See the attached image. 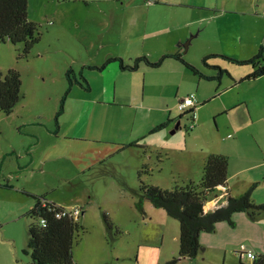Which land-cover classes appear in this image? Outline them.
Wrapping results in <instances>:
<instances>
[{
    "label": "rangeland",
    "instance_id": "374dc122",
    "mask_svg": "<svg viewBox=\"0 0 264 264\" xmlns=\"http://www.w3.org/2000/svg\"><path fill=\"white\" fill-rule=\"evenodd\" d=\"M122 1L29 0L28 17L38 26L40 42L27 56L22 55V44L0 43V70L6 74L10 69H15L21 74L23 94L13 114L7 116L0 112V261L6 259L8 248L15 250L16 247H27L31 219L25 214L30 209L29 204L35 203L33 195H43L56 204L69 207L68 209H72L73 204L78 208H86V203H90V197L95 199L86 216L81 215L78 222L81 229L74 247V258L81 259L84 264H252L253 261L248 258L240 263L235 249L244 245L257 255L264 253V212L255 218L247 213L236 214L233 218L236 224L235 233L228 240L230 243L225 244L222 239L216 241L214 237H210L211 246L208 248L203 246L204 251H201L195 260H191L179 257L180 224L176 219L173 221L177 224L176 228L164 223L158 215H153L157 218L144 222L137 211L136 202L140 196L141 183L153 185L154 181H157L168 188L157 187L172 189V185L176 183L190 181L186 178L191 176H186L181 170L182 174L170 173L181 167V164L185 166L188 164L186 158L190 156L191 148L198 149L220 140L217 120L214 118L209 119L206 126H202L198 137L190 141L188 149L181 154L185 149L183 134L194 132L189 130L192 122L184 115L182 128L171 134L172 142L166 148L165 152H169L170 159L165 171L160 173L155 169L152 176L144 173V169L139 174L133 171L128 165L131 158L128 160L119 155L98 162L87 172L81 173L83 171L79 172L80 167L88 158L83 159L68 152H79L86 146L100 149L97 147L98 143H90L88 141L93 140L85 138L93 135L89 130L94 132L99 120L96 108L86 100L90 92L88 95L87 92L83 94L78 87L70 88L66 73L73 69L79 77L83 70L86 76H90L92 73L87 65L102 59L100 41L108 40L103 38L100 31L96 36L95 23L88 27L83 25L89 12L90 17L94 18L92 10L97 8H104L106 12L115 10L117 14L114 16V23L110 21L111 14L107 12L106 16L101 15L103 20L100 26H105L106 30L111 29L119 37L117 40L123 43L127 41L126 32L120 31V25L122 23L127 25L129 21L125 18L128 16L125 9L120 5ZM194 1L181 2L192 5L207 0ZM86 2H90L89 7ZM131 2L133 4L129 5L137 6L142 13L148 9L144 4H148L147 6L155 4V0ZM131 7L127 8L130 13ZM165 27L163 23L157 26L151 24L150 33ZM140 33L136 35L137 40L139 36L143 37V30ZM204 35L195 38L194 41L198 42L197 49L194 47L190 53L188 50L184 54L193 57L201 67L203 50L222 49L218 43H212L211 37ZM116 48L126 53L127 48L124 45L123 49L121 46ZM152 50H156V47ZM149 55L155 57L156 53L148 54V58ZM63 99L64 109L61 110ZM235 112L237 115L233 114L231 117L233 122H241L236 118L239 114L244 120L249 117L245 106ZM175 113H178L177 109ZM250 115L253 119H262L258 124L257 136L261 150L249 142V135L246 134L248 142L243 152L251 157L246 166L252 163H257L258 166L246 170L239 176L237 182L238 185H243L242 178L256 177L260 184L253 191L252 199L256 205H260L264 203V103L258 104L250 111ZM61 124L60 132L58 130ZM57 135H60L59 139H63L64 135L71 137L65 141L70 148H64L66 155L56 152L50 156L52 153L49 154L47 151L57 141L58 138H55ZM79 136L83 138H75ZM224 138L225 134L222 139ZM47 154L49 158L45 160ZM153 156L155 162L157 157L154 154ZM202 174V170L194 172L192 181H200ZM97 200H102L103 205L101 206ZM104 214L114 225L111 234L105 225ZM21 258L28 261L30 257L21 250Z\"/></svg>",
    "mask_w": 264,
    "mask_h": 264
},
{
    "label": "crops",
    "instance_id": "0c3cea01",
    "mask_svg": "<svg viewBox=\"0 0 264 264\" xmlns=\"http://www.w3.org/2000/svg\"><path fill=\"white\" fill-rule=\"evenodd\" d=\"M181 1L155 0L154 5L147 6L148 4H144L148 9L142 13V10L137 6L131 7L129 5L132 3L131 0H123L120 5L128 15L125 18L129 20L127 25L125 23L120 25V31H125L128 36L124 43L117 40L119 37L111 29L106 30L105 26H100L103 20L101 15L106 16V13L109 12L111 14L110 21L113 22L114 16L117 14L115 10L112 12L111 9L106 12L104 8L94 9L92 10L93 19L90 17L91 12L88 13L83 25L88 27L95 23L97 26L96 36L100 31L103 38L107 39L108 42L100 41L99 47L102 50L100 52H103L101 61H95L87 66H101L113 57L122 58L126 66H132L136 59L147 57L153 52L156 53L155 57L153 55H149L150 58L147 57L151 62H157L165 55L181 54L188 63L199 67L198 69L204 77L196 75L175 58L165 59L162 65L156 68L141 62L136 70H125L120 67L119 63L113 62L101 72L89 69L92 73L90 76H86L82 70V75L88 80L89 89L78 84L71 88L78 87L83 91V94L87 92L89 95L90 92V96H86V100L90 101L96 108L99 120L96 130L94 132L89 130V133L93 135L85 138L93 140L88 141L90 143H98L97 147L100 149L86 146L79 152H68L72 153L73 156L88 158L80 167L79 172L83 171L81 173L87 172L96 163L115 155L126 157L128 160L131 158L128 165L138 174L141 173L142 169L149 176H152L155 169L163 173L166 165H168V159H170L169 152L166 153L165 151L172 142L171 134L180 130L183 124V117L180 118V115H184V112L177 109L178 100L181 96L186 97L195 94L198 104L193 114H188L190 121L195 122L194 129L189 126V130L194 132L188 135L183 134L185 149L181 151V154L188 149L190 141L198 137L202 126H206L209 119L217 120V133L220 134L221 138L214 144H206L198 149L196 147L191 148L190 156L186 158L188 164L186 166L181 164V167L178 166L179 168L170 174H182L180 172L183 171L186 176H191L186 179L194 180L193 173L199 170L203 171L209 156L224 155L229 160L228 194L231 197H239L254 183H259V180L255 179L256 177L242 178L241 183L243 185H238L237 181L246 170L258 166L257 163L246 166L251 157L248 153L244 154L243 151L248 142L245 138L246 134L249 135V142L261 150L257 136L258 124L262 119H253L250 111L258 104L264 103V76L255 80L244 81L243 79L254 70L251 65L240 66L222 58H216L209 61L208 65L202 64L201 67L193 60V57L184 54L188 50L190 53L194 47L197 49L196 44L198 42L194 41L195 38L205 34L204 36L211 37L213 44L221 45L222 49H218V51L203 50L202 59L210 54L224 55L238 60L253 58L261 47H264V0H207L204 3L201 1L200 3H192V5L183 4ZM188 2L195 1L188 0ZM89 3L86 2L87 7H89ZM128 7L132 8L131 13L127 11ZM162 23L166 26L165 28H158V31L150 33L151 24L157 26ZM142 30L144 32L143 37L139 36L137 40L136 35H140ZM123 45L127 48L126 53L118 51L116 48V46H121L123 49ZM91 46L95 47V45ZM155 47L156 50H152ZM215 66H219L224 72H219ZM162 87L163 90L161 91ZM243 106L246 107L249 117L244 120L239 114L236 118L240 119L241 122H233L232 115H237L235 111ZM175 109L178 110V113H175ZM204 111L206 112L204 113ZM178 118L181 124L179 128H176ZM166 122H168L166 127L153 131ZM58 131H62V124ZM224 134L226 138L222 139ZM55 138H58L57 141L51 145L47 152L52 153L50 156L56 152L66 155L64 148L70 147L65 141L71 137L64 135L63 139H59L60 135H57ZM100 143L106 145L103 146ZM28 150V154H30V149ZM49 154L46 155L45 160L49 158ZM153 154L157 157L155 162H153L155 159ZM153 185L165 187L164 184L157 181H154ZM220 193H214L211 198L217 197ZM94 200L91 196L90 203H86V208H80L82 216H86ZM97 201L101 206L103 205L102 200ZM34 204L33 202L29 204L30 209L25 216ZM73 205L72 208L78 207ZM153 207L150 202H145V214L142 216L141 212L137 210L142 221L152 220L157 218L154 216L158 215L164 223L166 222L167 225L176 228L177 224H174V218L170 217L163 209ZM214 210L216 209L208 211ZM234 233V227L227 222H221L217 225L215 232L203 233L200 242L208 248L212 244L210 237H214L216 241L222 239L223 243L227 244L230 243L228 240L233 237ZM24 249L25 247H16L15 250L8 248L9 253L3 262L0 261V264H30L31 257L29 254L23 252L30 257V260L24 261L21 258V250ZM238 259L240 260L239 257ZM75 260L78 264H84L81 259ZM240 261L242 262V260Z\"/></svg>",
    "mask_w": 264,
    "mask_h": 264
},
{
    "label": "trees",
    "instance_id": "16d2710c",
    "mask_svg": "<svg viewBox=\"0 0 264 264\" xmlns=\"http://www.w3.org/2000/svg\"><path fill=\"white\" fill-rule=\"evenodd\" d=\"M28 4L29 0H0V43L22 44L23 56H27L41 40L38 26L29 20ZM263 53L264 47H261L257 55L247 60L210 54L205 56L202 61L204 65H208L209 61L222 58L240 66L251 65L254 69L253 72L243 80H255L264 76ZM167 58L181 61L196 75L204 77L200 70L188 63L181 54L165 55L157 62H151L147 57H140L135 60L132 66H126L122 58L113 57L101 66H87V68L101 72L113 62L119 63L120 67L125 70H136L141 62L156 68L161 66ZM215 68L221 73L224 72L219 66H215ZM66 78L70 88L78 84L89 89L88 80L81 72L77 77L75 71L70 69L66 73ZM22 98L21 74L15 69H10L6 74L0 70V112L7 116L13 114ZM63 104L64 99L61 102V110L64 109ZM194 109L184 112V115L193 114ZM184 115H180V117L182 118ZM192 123L195 124V122ZM56 125L59 126L58 121ZM167 125L168 122L163 123L153 131H158ZM228 169L229 160L226 156L211 155L204 164L202 178L198 182L190 180L183 184L176 183L172 189L141 183L140 196L136 202L139 212L145 214L144 203L148 201L155 208L163 209L170 217L179 222L180 259L195 260L198 254L204 251L200 242L201 235L215 232L219 223L227 222L230 226L235 227L233 218L236 214L247 213L250 217L255 218L264 212V203L256 205L252 199V193L259 183H254L239 197L229 196ZM223 188H227V204L214 211L206 212V203L212 199L214 193L221 192ZM25 193L28 194V192ZM33 197L35 204L26 215L31 219L28 228L29 239L27 247L23 250L25 254L30 255V264H78L74 258V247L80 236L81 228L78 223L80 217L75 219L62 215L65 207L49 202L45 196L33 195ZM104 222L111 234L114 225L105 214ZM240 263L242 262L240 261ZM252 264H264V253L258 255Z\"/></svg>",
    "mask_w": 264,
    "mask_h": 264
},
{
    "label": "built area",
    "instance_id": "2783aa9c",
    "mask_svg": "<svg viewBox=\"0 0 264 264\" xmlns=\"http://www.w3.org/2000/svg\"><path fill=\"white\" fill-rule=\"evenodd\" d=\"M198 101L196 98L195 94H190L186 97L180 98L178 100L177 103V108L180 112H187L190 109H193L196 107ZM195 124L192 123L190 128H194ZM228 200V194H227V188H223V190L221 191V193L215 197L212 198L211 200H209L206 205H205V209L206 211L208 210H213V209H217L219 207H221L222 205H224ZM81 209L76 207V208H72V209H68L65 208L62 215L64 216H69V217H73L75 219H77L78 217L81 216ZM43 223L45 221H42ZM237 256L240 258V260H244L245 258L250 259L251 261L256 260L257 258V254H255V252H253L251 249H248L246 246L242 245L239 249H237L236 251Z\"/></svg>",
    "mask_w": 264,
    "mask_h": 264
},
{
    "label": "water",
    "instance_id": "95a60500",
    "mask_svg": "<svg viewBox=\"0 0 264 264\" xmlns=\"http://www.w3.org/2000/svg\"><path fill=\"white\" fill-rule=\"evenodd\" d=\"M184 47L187 48L186 45H184ZM180 124H181V122H180V120H179L178 123H177V125H176V128H179V127H180Z\"/></svg>",
    "mask_w": 264,
    "mask_h": 264
}]
</instances>
